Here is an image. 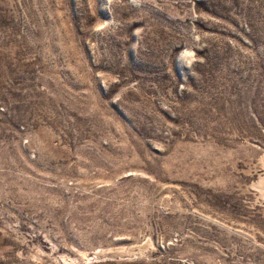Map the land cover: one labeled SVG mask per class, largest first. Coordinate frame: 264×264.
<instances>
[{
    "label": "rangeland",
    "instance_id": "rangeland-1",
    "mask_svg": "<svg viewBox=\"0 0 264 264\" xmlns=\"http://www.w3.org/2000/svg\"><path fill=\"white\" fill-rule=\"evenodd\" d=\"M0 264H264V0H0Z\"/></svg>",
    "mask_w": 264,
    "mask_h": 264
}]
</instances>
